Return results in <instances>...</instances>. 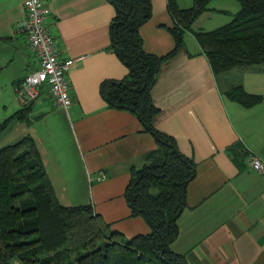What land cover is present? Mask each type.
<instances>
[{"label":"crops","instance_id":"crops-1","mask_svg":"<svg viewBox=\"0 0 264 264\" xmlns=\"http://www.w3.org/2000/svg\"><path fill=\"white\" fill-rule=\"evenodd\" d=\"M43 1L51 9L48 24L61 56H83L67 74L72 103L68 109L54 106L45 87L30 104L14 103L16 83L36 64L16 28L25 17L24 0H0V90L10 102L5 116L28 107V125L15 138L34 139L55 192V184L72 188L81 178L95 212L112 228L126 237L147 233L145 218L130 215L124 191L131 168L142 167L157 142L135 114L108 106L99 90L103 80L120 79L127 71L110 47L114 9L108 0ZM177 1L181 8L190 6ZM151 7L139 33L144 50L160 56L174 46L169 31L174 21L166 0H151ZM211 10L231 15L224 6ZM198 22L199 17L192 28L203 30ZM251 74L264 75V64L215 75L186 31L179 49L160 64L150 90L158 109L154 127L172 136L195 163L171 243L187 264H264V181L234 151L240 144L264 159V81H248ZM238 84L262 100L245 107L227 98L224 91Z\"/></svg>","mask_w":264,"mask_h":264},{"label":"trees","instance_id":"trees-1","mask_svg":"<svg viewBox=\"0 0 264 264\" xmlns=\"http://www.w3.org/2000/svg\"><path fill=\"white\" fill-rule=\"evenodd\" d=\"M108 1L114 9L110 47L127 71L120 79L103 80L99 90L108 106L135 114L157 142L147 162L131 168L124 191L130 215L144 217L150 230L126 237L96 213L92 203L61 204L37 144L25 135L0 148V264H187L171 243L187 206L186 187L195 176V163L179 151L172 136L154 127L158 109L150 90L160 64L179 49L186 31L193 34L215 75L264 64V0H235L239 9L232 20L211 30H194L192 25L212 0H192L186 8L166 0L174 21L169 29L174 46L160 56L144 50L139 33L152 14L151 0ZM224 94L245 107L262 100L261 94L249 93L240 84ZM27 111L20 108L12 116L23 119ZM240 147H234L235 155L243 157Z\"/></svg>","mask_w":264,"mask_h":264},{"label":"built area","instance_id":"built-area-1","mask_svg":"<svg viewBox=\"0 0 264 264\" xmlns=\"http://www.w3.org/2000/svg\"><path fill=\"white\" fill-rule=\"evenodd\" d=\"M23 8L25 17L16 24V28L25 36L36 67L16 83L14 89L17 101L26 106L33 102L45 87L54 106L68 109L72 97L67 74L83 56H61L58 43L48 24L51 9L47 3L43 0H24ZM238 151L243 155L248 167L264 181V159L243 145Z\"/></svg>","mask_w":264,"mask_h":264},{"label":"rangeland","instance_id":"rangeland-1","mask_svg":"<svg viewBox=\"0 0 264 264\" xmlns=\"http://www.w3.org/2000/svg\"><path fill=\"white\" fill-rule=\"evenodd\" d=\"M179 3L180 5H191L192 0H179ZM177 4H178V1H177ZM222 6H224L226 9H229L231 15L226 12H214L213 13V10H211V8L222 7ZM238 9H239V4L235 0H230V1L212 0L207 4V8L204 10V11L207 10L206 13H204L201 17L200 15L202 13L198 16L199 22L197 24L201 25V27H204L203 30L214 29L222 24H225L231 21L233 16L235 15L234 13H236L235 11H238ZM219 76H221V74H219ZM247 79L248 81H251L252 83L258 84L264 81V75L263 74H256V75L251 74L250 78L247 77ZM5 93L6 95H8L7 92L0 90V147L6 146V145H9V144H12L18 141L20 138H15V137H17V135L19 134L21 135L22 133L21 130L22 128L23 129L26 128L25 124L27 123L25 122L29 118L27 116L23 119L14 118L12 115L16 111L10 117L5 116V111L3 110L4 105H7L6 106L7 108L10 107L9 99L5 97ZM13 101L14 103L18 104V101L16 98V92L13 93ZM20 123H22L23 125L19 126L18 124ZM78 179L79 180L76 181L75 186L72 188L70 187L62 188V187H58V185L55 184L56 185L55 193L61 204L78 205V204H86L87 202H90L89 200L90 198H87V194H89V191H90V187L88 183L83 184V182L81 181V178H78ZM13 263L19 264V263H16L15 261H13Z\"/></svg>","mask_w":264,"mask_h":264}]
</instances>
